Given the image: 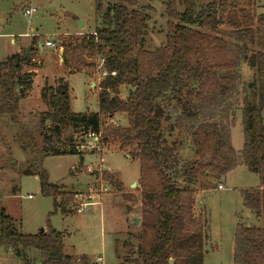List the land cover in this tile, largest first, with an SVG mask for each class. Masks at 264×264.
Returning a JSON list of instances; mask_svg holds the SVG:
<instances>
[{"label": "trees", "instance_id": "16d2710c", "mask_svg": "<svg viewBox=\"0 0 264 264\" xmlns=\"http://www.w3.org/2000/svg\"><path fill=\"white\" fill-rule=\"evenodd\" d=\"M137 3L97 0L95 29L60 44L61 62L69 72L94 66L88 59L99 56L104 77L98 85V111H72L67 84L59 78L58 87L45 84L40 90L47 107L39 113L40 125L47 128L52 122L58 132L59 121L67 119L80 135L96 134L102 147L109 137L119 140L138 160L139 232L130 235L137 243L122 245L126 254H134L131 264H203L209 229L206 214L194 212L196 193L221 184L229 170L245 165L259 184L240 190L242 206L262 226L236 224L233 260L264 264V14H256L255 0H211L198 6L195 0H183L182 11L176 0H164L169 18L164 43L148 50L144 36L151 8L139 9ZM28 62L25 53L0 61V115L14 118L21 97L32 88L34 74L20 73ZM242 63L254 70L249 82L241 83ZM122 84L128 86L123 99L118 95ZM238 97L240 105L233 109ZM236 110L241 112V150L231 143ZM123 113L127 123L121 126L114 118ZM101 116L108 121L103 123ZM20 132L15 142L37 152L32 131L23 127ZM82 141L52 154L82 157ZM32 172L42 194L55 199L56 206L60 199L63 211L73 210L71 193L49 182L45 169ZM103 175L121 190L111 174ZM123 197L137 200L131 193ZM63 239V233L49 227L23 234L0 209V246L13 251L22 264H30L28 248L40 252V264H71Z\"/></svg>", "mask_w": 264, "mask_h": 264}, {"label": "rangeland", "instance_id": "374dc122", "mask_svg": "<svg viewBox=\"0 0 264 264\" xmlns=\"http://www.w3.org/2000/svg\"><path fill=\"white\" fill-rule=\"evenodd\" d=\"M106 1V0H104ZM211 0H195L196 5ZM97 0H0V61L7 56L29 51L31 62L25 63L20 73L34 74L32 88L20 99L14 118L0 115V209L14 219L15 227L21 233L34 234L51 228L64 234V250L72 256L71 264H131L133 253L125 252L122 245L127 240L136 244L142 198L138 187L139 162L131 158L128 148L122 149L119 140L111 137L99 148H94L90 137L80 135L67 119L59 121L58 132L55 124L40 125L39 113L47 109L40 97L41 88L47 84L58 87L61 78L67 84L71 96V110L74 112L98 111L99 83L103 79L102 62L99 56L88 59L94 66L83 71L69 70L63 62L62 49L43 45L45 40L54 38L57 44L74 41L98 25L95 14ZM256 14H264V0H255ZM137 7H150V19L145 32V48L153 50L164 43L167 31V17L164 0H138ZM26 8H36L35 14L26 15ZM176 8L184 10L183 0H176ZM79 20L83 25L79 27ZM13 40L11 43L10 40ZM41 41L40 48L38 42ZM241 83L254 79V70L245 63L240 68ZM91 82L94 84L92 85ZM128 86L118 89L121 99L127 97ZM241 97L235 99L240 105ZM264 125V110L262 111ZM106 123L107 117L101 116ZM121 126L127 123L126 115L117 114L114 118ZM231 129V143L235 150L243 146L241 112L236 110ZM27 128L35 135L39 150L32 152L21 148L14 138L21 128ZM49 137L48 139L46 138ZM24 139V138H22ZM25 140V139H24ZM83 140V141H82ZM84 142L78 154L56 155L53 150L64 149L74 142ZM46 148L45 154L42 148ZM128 154V155H127ZM42 159V160H41ZM41 161V166L39 162ZM91 165V170L88 167ZM43 168L48 173V181L56 184L61 192L71 193L74 208L63 211L60 199L42 194L38 175L34 170ZM30 170L31 172H27ZM97 171V175L94 174ZM111 174L121 185V190L106 180L102 174ZM136 183L132 187V183ZM208 191H198L194 212L198 216L206 214L209 240L205 246L203 264H240L233 260L234 234L236 224L241 222L261 227L257 219L242 206L240 190L257 187L259 177L245 165L229 170ZM131 193L137 200L124 198ZM69 210L72 206L69 205ZM127 207H130L128 211ZM30 264H40L39 251L26 249ZM0 264H22L10 249L0 246Z\"/></svg>", "mask_w": 264, "mask_h": 264}, {"label": "built area", "instance_id": "2783aa9c", "mask_svg": "<svg viewBox=\"0 0 264 264\" xmlns=\"http://www.w3.org/2000/svg\"><path fill=\"white\" fill-rule=\"evenodd\" d=\"M35 11H36V8H35V9H34V8H26V9L24 10V12H25L26 15H32V14H35ZM43 45L46 46V47L54 48V49H59V48L62 49V46L59 45V44H57V42H55L54 38H51V39L45 40V41L43 42ZM111 74L114 75V72H111ZM87 137H88V138L90 137L91 139H93V141H94L93 147H94V148H99V147H98V136H97L96 134L90 132V133L87 135ZM90 170H91V165L88 167V171H90ZM217 188H218V189H222L223 186H222L221 184H218V185H217Z\"/></svg>", "mask_w": 264, "mask_h": 264}, {"label": "water", "instance_id": "95a60500", "mask_svg": "<svg viewBox=\"0 0 264 264\" xmlns=\"http://www.w3.org/2000/svg\"><path fill=\"white\" fill-rule=\"evenodd\" d=\"M82 25H83V22H82L81 20H79V27H81ZM38 46H39L40 48H42V46H41V41L38 42ZM26 57H27L28 59L30 58V55H29V51H28V50L26 51ZM60 59H61V61H62V57H60ZM127 155H128V154H127ZM94 174L97 175V171H94ZM131 185H132V187H134V186L136 185V183L134 182V183H132ZM68 209H70V207H68ZM139 221H140V218H139V217L134 218V224H138ZM246 226L249 227L250 225L247 224ZM41 231H43L42 228H41V230H40L39 232H41ZM171 262H172V261L169 260V263H171Z\"/></svg>", "mask_w": 264, "mask_h": 264}, {"label": "crops", "instance_id": "0c3cea01", "mask_svg": "<svg viewBox=\"0 0 264 264\" xmlns=\"http://www.w3.org/2000/svg\"><path fill=\"white\" fill-rule=\"evenodd\" d=\"M10 42L12 43L13 42V40L11 39L10 40ZM60 49V48H59ZM19 54V53H18ZM58 60L60 61V57L58 58ZM91 84L93 85L94 83L93 82H91ZM85 112H88V111H85ZM26 251V250H25ZM27 252V251H26Z\"/></svg>", "mask_w": 264, "mask_h": 264}]
</instances>
